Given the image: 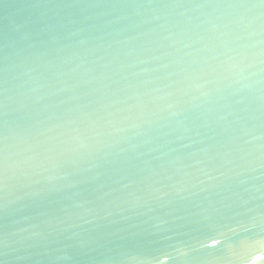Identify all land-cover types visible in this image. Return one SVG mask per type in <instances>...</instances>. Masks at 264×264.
Masks as SVG:
<instances>
[{"label": "water", "instance_id": "1", "mask_svg": "<svg viewBox=\"0 0 264 264\" xmlns=\"http://www.w3.org/2000/svg\"><path fill=\"white\" fill-rule=\"evenodd\" d=\"M0 139V264H264V0H0Z\"/></svg>", "mask_w": 264, "mask_h": 264}, {"label": "snow or ice", "instance_id": "2", "mask_svg": "<svg viewBox=\"0 0 264 264\" xmlns=\"http://www.w3.org/2000/svg\"><path fill=\"white\" fill-rule=\"evenodd\" d=\"M4 143L3 140L0 139V186L4 185L5 181V172H4ZM165 260L168 259L167 256L164 257Z\"/></svg>", "mask_w": 264, "mask_h": 264}]
</instances>
